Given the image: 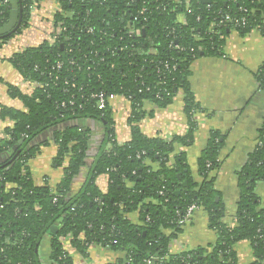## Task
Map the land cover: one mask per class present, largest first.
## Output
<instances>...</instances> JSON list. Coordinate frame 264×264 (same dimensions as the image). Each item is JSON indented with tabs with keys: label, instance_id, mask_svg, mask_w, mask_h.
Segmentation results:
<instances>
[{
	"label": "trees",
	"instance_id": "obj_1",
	"mask_svg": "<svg viewBox=\"0 0 264 264\" xmlns=\"http://www.w3.org/2000/svg\"><path fill=\"white\" fill-rule=\"evenodd\" d=\"M43 0H22L23 23L1 46L29 26L32 9ZM56 39L15 53L10 61L25 81L35 85L31 94L10 86L27 111L4 108L14 126L0 140V264H41L39 249L51 237V259L74 264L62 238L85 256L93 243L123 250L126 259L114 264H240L235 246L249 241L255 260L264 264V200L256 194L264 182V127L256 150L239 173L237 224L223 221L225 205L216 187L220 168L218 135L199 161L201 182H194L184 154L176 144L185 137L166 139L143 133L140 122L145 104L171 105L183 93L184 110L193 124L197 104L189 76L192 62L208 54L224 57L225 35L235 29L245 36L264 35V0H58ZM145 9L143 13L141 11ZM10 0H0V28L9 23ZM230 15L234 23L224 16ZM146 18V19H145ZM264 89V63L258 72ZM100 92L126 98L131 104V139L119 144L110 103L100 109ZM82 120H94L105 130L103 146L78 192L71 190L86 165L90 129ZM55 129L59 145L55 159L64 167L56 186L37 185L27 165L39 151L32 143ZM155 164L157 167L153 166ZM108 176V189L97 185ZM187 183V184H186ZM207 212L209 227L218 234L209 248L172 253L182 232L188 208ZM138 212L143 224L129 215ZM57 225L55 235L49 233ZM169 231V232H168Z\"/></svg>",
	"mask_w": 264,
	"mask_h": 264
},
{
	"label": "crops",
	"instance_id": "obj_2",
	"mask_svg": "<svg viewBox=\"0 0 264 264\" xmlns=\"http://www.w3.org/2000/svg\"><path fill=\"white\" fill-rule=\"evenodd\" d=\"M60 11L58 0H43L32 9L29 26L22 29L0 48V140L6 137L5 130L14 126V121L5 116L3 109L27 111L23 101L10 93V86L18 88L23 94H31L35 85L27 82L13 66L10 58L17 52L29 47H38L45 42H53L57 33L55 16ZM224 57L201 54L191 64L189 76L191 90L197 109L193 111L192 121L184 110V97L180 93L166 108L152 103L145 104L146 116L140 127L148 136L173 139L185 137L192 127L190 144H176L175 152L184 154L185 163L191 179L202 181L199 161L212 142L213 136L220 139V168L216 171V187L221 193L225 205L223 221L233 226L237 224L236 214L240 199L239 173L248 163L258 146L264 127V89L258 79V72L264 63V35L254 30L243 36L235 29H228L225 35ZM116 138L119 144L131 139L128 119L131 114L130 102L121 96L110 100ZM81 126L90 129L89 150L86 165L73 181L71 190L78 192L86 180L96 155L103 146L104 128L94 120H82ZM55 129H48L33 141L39 151L27 165L31 176L39 186L45 182L56 188L64 177V167L57 166L55 159L59 154V145L54 141ZM6 156L0 155V162ZM153 166L157 167L155 164ZM98 187L106 192L108 176L97 179ZM256 194L264 200V182L256 185ZM129 218L135 224H143L138 212ZM182 232L174 240L172 253L209 248L218 234L209 227L207 212L199 209L191 222L183 226ZM169 232V231H168ZM70 236L62 238L65 250L74 264H114L126 259L123 250H111L100 244L89 245L87 255L71 243ZM235 249L240 264H251L255 258L249 241H241ZM41 264H56L51 259V237L47 235L39 249Z\"/></svg>",
	"mask_w": 264,
	"mask_h": 264
},
{
	"label": "water",
	"instance_id": "obj_3",
	"mask_svg": "<svg viewBox=\"0 0 264 264\" xmlns=\"http://www.w3.org/2000/svg\"><path fill=\"white\" fill-rule=\"evenodd\" d=\"M13 10L10 16L9 23L0 28V39L11 36L16 33L23 23V3L22 0H10ZM204 4H211L213 0H201ZM187 184V183H186ZM58 231V226L54 225L50 228L49 233L55 235Z\"/></svg>",
	"mask_w": 264,
	"mask_h": 264
},
{
	"label": "built area",
	"instance_id": "obj_4",
	"mask_svg": "<svg viewBox=\"0 0 264 264\" xmlns=\"http://www.w3.org/2000/svg\"><path fill=\"white\" fill-rule=\"evenodd\" d=\"M175 2L180 3L181 0H175ZM145 9L141 11L143 13ZM225 20L229 23H234L233 19L230 17V15H225L224 16ZM146 19V18H145ZM57 36L54 34L53 35V40L56 39ZM117 95L114 94H106L104 92H100L94 95V98L98 100V105L100 109H104L106 107L107 102L110 103V100L114 99ZM200 208L197 205H192L188 208L187 211V216L184 220L181 221V224L186 225L187 223L191 222L193 219V216L195 212H197ZM147 264H151L150 260L146 261Z\"/></svg>",
	"mask_w": 264,
	"mask_h": 264
}]
</instances>
